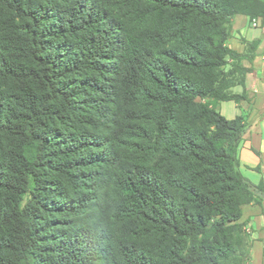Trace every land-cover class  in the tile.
<instances>
[{
	"label": "trees",
	"instance_id": "1",
	"mask_svg": "<svg viewBox=\"0 0 264 264\" xmlns=\"http://www.w3.org/2000/svg\"><path fill=\"white\" fill-rule=\"evenodd\" d=\"M237 15L264 0H0V264H250Z\"/></svg>",
	"mask_w": 264,
	"mask_h": 264
},
{
	"label": "crops",
	"instance_id": "2",
	"mask_svg": "<svg viewBox=\"0 0 264 264\" xmlns=\"http://www.w3.org/2000/svg\"><path fill=\"white\" fill-rule=\"evenodd\" d=\"M233 21L235 30L246 41L255 42L250 58L243 60L250 69L245 86L233 88L235 93L245 90L247 99L222 101L218 110L227 119L239 115L245 118L248 126L238 147L240 170L250 182L264 188V21L246 15H237ZM242 219L251 230L250 264H264V199L243 206Z\"/></svg>",
	"mask_w": 264,
	"mask_h": 264
},
{
	"label": "rangeland",
	"instance_id": "3",
	"mask_svg": "<svg viewBox=\"0 0 264 264\" xmlns=\"http://www.w3.org/2000/svg\"><path fill=\"white\" fill-rule=\"evenodd\" d=\"M235 18V17H234ZM234 18H232L231 23L229 25L230 28V36L227 40V44L230 48L234 49L235 51H237L239 54L244 55L249 57V55L252 52V49L254 47L255 44H250L249 41H246L244 37L241 36V34H239L234 27ZM231 61V60H230ZM240 221H243V219L241 218ZM243 236H244V244H243V249L246 250L249 248V243L251 240V230L249 229L246 221H243Z\"/></svg>",
	"mask_w": 264,
	"mask_h": 264
}]
</instances>
